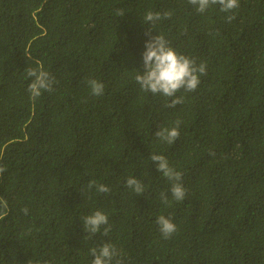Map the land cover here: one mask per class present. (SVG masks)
Returning <instances> with one entry per match:
<instances>
[{
  "label": "trees",
  "instance_id": "obj_1",
  "mask_svg": "<svg viewBox=\"0 0 264 264\" xmlns=\"http://www.w3.org/2000/svg\"><path fill=\"white\" fill-rule=\"evenodd\" d=\"M148 11L172 16L152 24ZM148 28L206 64L175 107L134 80ZM38 66L56 83L33 101L26 69ZM176 120L179 138L161 142ZM150 153L182 173V201ZM0 156V264H91L105 242L124 264H264V0L203 14L188 0H0ZM96 210L111 231L86 237ZM160 215L176 225L168 239Z\"/></svg>",
  "mask_w": 264,
  "mask_h": 264
},
{
  "label": "clouds",
  "instance_id": "obj_2",
  "mask_svg": "<svg viewBox=\"0 0 264 264\" xmlns=\"http://www.w3.org/2000/svg\"><path fill=\"white\" fill-rule=\"evenodd\" d=\"M188 4L201 14L205 13L210 6L215 5H219L221 12L231 13L239 7V0H188ZM116 15L123 17L125 13L122 9H118ZM171 16L172 13L170 11L164 13L148 11L145 13L143 19L145 22L154 24L161 19H169ZM234 18V14L226 17L228 22H231ZM148 29L145 32L148 39L145 41V50L142 53L143 72L135 69L134 80L143 92H149L153 95L160 94L164 97L172 98L166 106L175 107L183 103V97L176 96V93L181 89L185 92L195 91L200 83V76L206 75V64L204 62L197 64L193 58L178 53L163 34L153 36V29ZM26 72L27 77L32 78L28 85V91L33 101L39 98L43 91L51 92L53 90V85L56 83L55 78L48 71L44 70L42 66L36 68L29 67L26 69ZM87 84L92 95H103V83L96 79H89ZM180 124L181 121L176 120L173 127H162L154 135L161 142L173 144L179 138ZM210 155H214V153H210ZM148 159L155 164L157 171L162 173L171 183L170 192L172 198L176 201H182L186 195V189L182 184V173L170 166L168 159L162 154L150 153ZM5 170L3 166H0V174H3ZM93 186L100 193L107 194L110 192V188L104 184H97L95 181H91L88 187L92 188ZM125 186L133 194L144 195L145 185L134 176L127 178ZM160 200L164 204L169 203L168 196L164 192L160 193ZM6 203V201L0 199V207H6ZM22 211L25 215L28 214L26 207ZM81 221L87 234L86 237L101 232L102 227V235L104 236H107L111 231L108 216L101 210H96L90 215L83 216ZM156 223L164 239L170 238L176 231V225L170 218H166L163 215L157 217ZM89 251L93 257L91 264H124L123 254L110 242H105L99 247H93Z\"/></svg>",
  "mask_w": 264,
  "mask_h": 264
}]
</instances>
